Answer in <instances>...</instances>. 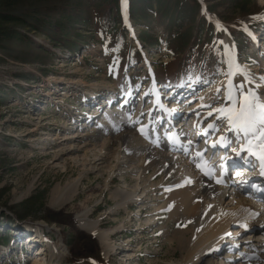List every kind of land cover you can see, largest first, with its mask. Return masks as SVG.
Returning a JSON list of instances; mask_svg holds the SVG:
<instances>
[{"label": "rangeland", "instance_id": "374dc122", "mask_svg": "<svg viewBox=\"0 0 264 264\" xmlns=\"http://www.w3.org/2000/svg\"><path fill=\"white\" fill-rule=\"evenodd\" d=\"M253 77L264 78V0H133L132 9L128 0H0V264H182L189 225L156 208L181 184L168 179L165 196L145 197L135 151L115 138L163 135L180 156L193 141L204 169L249 176L256 160L217 109L231 106L230 81L238 100L264 96ZM104 128L113 141L93 150ZM80 176L73 199L54 204L52 190ZM135 187L134 206H117L118 191ZM87 210L110 234L105 245L80 227ZM257 233L235 236L211 262L226 263V252L240 260Z\"/></svg>", "mask_w": 264, "mask_h": 264}, {"label": "bare ground", "instance_id": "6f19581e", "mask_svg": "<svg viewBox=\"0 0 264 264\" xmlns=\"http://www.w3.org/2000/svg\"><path fill=\"white\" fill-rule=\"evenodd\" d=\"M228 54L230 55L229 51ZM253 78H251L252 81L257 85L260 86L264 84L262 79ZM196 81L197 80L192 84L193 86L196 85ZM183 91L184 90H178V93L175 92V94L173 96L170 95V97L173 98ZM188 92L189 91H187V93ZM259 97L261 101H264V96L262 94H260ZM210 103L212 102L210 101ZM210 103L207 104V106H211ZM198 106L199 105L196 103L194 106H191L189 110L197 108ZM207 106L206 109L208 108ZM164 108L167 110V114L163 112L162 114L168 115V122L171 123V117H173L171 113L173 114V112L170 111L167 106ZM172 108L175 114L178 115L179 112L177 109L179 108V103L172 104ZM160 119H162V117H160ZM183 126L184 124H182L181 127ZM181 127L179 128L181 129ZM106 129L107 128H104L100 135L102 139L99 140L101 142H97V145L93 146V150L99 148L100 151H102L113 141L111 140L113 138L109 136L111 134L110 130L107 129V131ZM138 134H140L138 130H128L127 132L125 130L123 134L118 135L115 139L120 140L124 148L133 150L135 151L134 153H136L135 157H132L129 162H131L132 170L138 169L142 171V178L139 184L141 186L139 188L141 189L139 192L142 190L144 192L149 191L145 197L153 198L159 196V191L163 192L162 187L167 184L168 179H172V183L175 186L181 184L177 193H171L172 196L166 195L168 199L164 200L161 204L158 202L156 208L161 211L162 208L169 205L171 216L180 214L189 225V249L187 248L188 252L183 258L182 264H213L211 260L225 250V244H230L232 242L233 245H235L237 243V238L234 237H238L246 231H250L251 233L258 232L252 236H257L258 238L257 244L255 245L256 247L251 248L249 253L240 260L236 257L232 258V256L226 252L227 256H225L228 260L226 263L220 261L219 264H233L235 262L236 264H264V191H257V188H264V175H261V161L246 152L248 161L250 158L256 160L254 171L250 169L253 171V174L251 173L249 176H243L242 173L247 171L248 168L237 167L234 170L237 173L239 172L240 175H236L234 179H230L227 178L226 175H222L225 174V172L214 175L211 169H204L202 164H197L195 162L197 157L201 159V152L200 149L195 148L193 141L190 142V145H182L184 153L180 156L176 154L175 150L167 143L166 136H154L151 132L145 133L146 135L144 137H140V135L137 136ZM186 134H188L187 131ZM243 139L245 141L244 147H247V141L244 137ZM256 143H258V141H253L254 145ZM88 146L89 145L85 142L77 147V151L84 150L85 158V151L89 149ZM187 148L193 150V156L189 157V155H186ZM253 151H258V149L254 147ZM139 158H141V161L138 160ZM221 161L223 162L224 159L221 158ZM231 163L237 164L233 161ZM183 165L192 172V179L183 177ZM222 165L221 168L225 166L224 164ZM241 165H245V162L243 161ZM149 169L152 170V173L147 175ZM159 173L164 174V178L162 177L163 179L157 182L156 179ZM81 179L80 176L63 187L57 186L54 188L52 190V202L54 204H60L73 199L79 189L78 185ZM244 181H246V183H244ZM137 192L138 187H135L132 191L119 190L117 206H125L127 209L133 207L134 204L131 203V201L134 199V196L140 194ZM162 194L164 195V192ZM227 198L228 203L226 204L230 206L229 209H226L224 206ZM158 200L162 201L161 198ZM140 203L141 202H137V204ZM89 215L90 213L88 210L79 215L80 227L93 233L100 242L102 241L103 243H101L105 245L110 239V234L101 230L96 223L88 221ZM147 221H149V219ZM230 226H234V228ZM249 241L251 240L248 239L247 242ZM56 253L57 252L54 251L51 254L50 260L55 257ZM129 258L131 259L132 257ZM33 260H35V258ZM34 264H37V260L34 261ZM215 264L218 263L216 262Z\"/></svg>", "mask_w": 264, "mask_h": 264}, {"label": "snow or ice", "instance_id": "6c2138e0", "mask_svg": "<svg viewBox=\"0 0 264 264\" xmlns=\"http://www.w3.org/2000/svg\"><path fill=\"white\" fill-rule=\"evenodd\" d=\"M238 70V66H235L234 71ZM232 74L234 72L229 73V75ZM229 85L228 100L231 101V106L217 109V111L223 118L227 119L230 129L238 137L243 136L246 139L247 147H242L241 151L247 152L261 161V175H264V101H261L260 97L253 91H249L247 95H244L242 92L241 98L238 100L234 95L231 81ZM239 88L242 90L243 85H240ZM209 127L214 128L215 126L209 125ZM221 141L223 143L224 138H221ZM253 141H258V143L254 145ZM254 147L258 151H253ZM233 150L235 151V149ZM236 175L239 176L240 173L238 172ZM257 191H264V188H257Z\"/></svg>", "mask_w": 264, "mask_h": 264}, {"label": "trees", "instance_id": "16d2710c", "mask_svg": "<svg viewBox=\"0 0 264 264\" xmlns=\"http://www.w3.org/2000/svg\"><path fill=\"white\" fill-rule=\"evenodd\" d=\"M128 3H129V8L132 9L133 0H128ZM6 19H7V20H8V19H11V20H13V21H14V20H17L16 18H9V17H7ZM24 23H25V22H24ZM55 26H56V25H55ZM57 29H58V27H57Z\"/></svg>", "mask_w": 264, "mask_h": 264}]
</instances>
